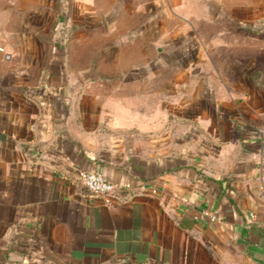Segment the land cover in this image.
Returning <instances> with one entry per match:
<instances>
[{
  "label": "crops",
  "instance_id": "obj_1",
  "mask_svg": "<svg viewBox=\"0 0 264 264\" xmlns=\"http://www.w3.org/2000/svg\"><path fill=\"white\" fill-rule=\"evenodd\" d=\"M0 264H264V0H0Z\"/></svg>",
  "mask_w": 264,
  "mask_h": 264
},
{
  "label": "built area",
  "instance_id": "obj_2",
  "mask_svg": "<svg viewBox=\"0 0 264 264\" xmlns=\"http://www.w3.org/2000/svg\"><path fill=\"white\" fill-rule=\"evenodd\" d=\"M80 178L83 184L90 192V194L95 197L109 196L113 194L116 190V184H114L112 181H110L100 172L83 171L80 172ZM195 218L197 220H206V219L215 220L217 219V215L204 210L201 211L199 214H197ZM254 219H255V214L251 213L250 220L253 221Z\"/></svg>",
  "mask_w": 264,
  "mask_h": 264
}]
</instances>
